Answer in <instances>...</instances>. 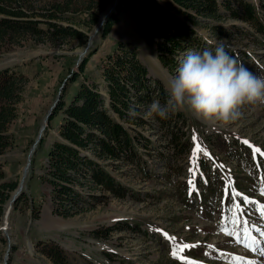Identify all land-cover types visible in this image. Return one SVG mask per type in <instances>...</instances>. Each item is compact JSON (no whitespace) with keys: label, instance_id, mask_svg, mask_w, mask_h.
<instances>
[{"label":"rangeland","instance_id":"1","mask_svg":"<svg viewBox=\"0 0 264 264\" xmlns=\"http://www.w3.org/2000/svg\"><path fill=\"white\" fill-rule=\"evenodd\" d=\"M5 1L11 6L19 3L35 13H46L57 2L72 1L62 13L66 21L60 23L85 32L89 46H79L76 40L55 41L53 44L36 42L31 37L24 38L19 44L8 42L0 46V70L17 67V71L24 76L20 82L21 100L14 105L16 116L8 126V134L14 137V142L0 155L5 180L22 183L17 207L9 205L8 200L0 217V264H55L50 258L53 250L48 251L52 245L61 249L65 257L63 264H181L180 260L170 255L172 245L163 233L175 237L178 244L192 245L185 248L181 255L197 264H238L234 259L237 257L264 264V256L247 250L242 243L236 242V235H225L221 230L225 225L234 234L240 233L244 228L243 221H247L252 235L264 246V238L256 231H264V220L257 211V207L264 204V196L259 191L264 169H256L254 173L243 169L241 163L249 159L245 154L246 148L252 154L253 150L245 144V149L238 144L246 139L264 152V105L244 106L242 117L228 126L204 124L187 109L178 110L185 119L181 128L192 147L191 152L187 147L186 152L177 158L167 149L163 156L152 150L155 145L165 143L167 138L162 131H158L152 118L146 119L150 123L137 128L143 137L154 143L148 149L149 154H144L146 164L139 168L123 165L119 172L113 173L128 189L125 197L119 199L106 195L93 208L66 219L52 214L51 188L40 182L38 176L42 174L49 146L57 139L61 116L48 122L46 131H41L42 144L37 142V137L67 78L72 71H79L83 58L96 51L89 58L82 75L70 86V91L85 80V83L96 84L98 90L104 92L100 65L117 41L130 43L139 61L147 68L148 76L159 79L166 90L168 77L175 75L176 71L169 73L160 64L155 38L135 19L137 0H125L122 4L120 0H115L111 13L116 15L117 22L121 15L128 14V28L127 25L121 28L120 37L113 36L111 28L105 38L101 37L100 29L92 39L91 32L98 22L90 29L86 28L89 14L85 7L90 5L92 11H96L101 0ZM108 1H104L98 13L100 24L107 17L103 18L101 14L106 13ZM248 1L257 8L264 23V0ZM232 5L238 6L235 1ZM222 16L219 22L201 21L202 27H198L197 32L202 40L210 46L209 49L223 42L228 54L238 64L264 76V36L254 33L247 23L231 18L225 12ZM213 24L224 27L231 39L212 36L208 27ZM185 55L179 57V64ZM194 134L196 142L210 154V158L202 152L198 154V159L202 158L205 165L201 175L210 185L206 187L204 181L198 180L199 172L196 170L194 178L198 183L194 182L193 189L188 183V175L195 147ZM33 147L34 151L30 154ZM236 156H241L242 160L238 161ZM260 157L264 161V156ZM211 174L219 176L223 185L215 184ZM234 192L256 203H244L242 198L234 200ZM236 205L240 206L239 213ZM237 216L241 223L233 224L229 217L235 219ZM118 222H126L129 229H114L107 237L95 238L91 235L95 230L103 235L105 228Z\"/></svg>","mask_w":264,"mask_h":264},{"label":"trees","instance_id":"2","mask_svg":"<svg viewBox=\"0 0 264 264\" xmlns=\"http://www.w3.org/2000/svg\"><path fill=\"white\" fill-rule=\"evenodd\" d=\"M104 1L101 0L96 11H92L90 5L85 7L89 14L87 29L98 22V13ZM233 1L238 6H233ZM123 2L125 0H120V4ZM70 3L73 2H57L46 13H35L26 10L19 3L11 6L5 0H0V46L8 42L19 44L27 37L36 42L48 41L52 44L55 41L76 40L79 46H85L88 42L85 32L60 23L66 21L62 13ZM137 3L135 19L155 38L157 58L169 73L176 71L179 57L188 50L203 51L210 48L198 34L197 28L202 27L201 21L219 22L223 12L233 19L247 23L254 33L264 36V23L257 8L248 0H137ZM117 21L116 15L111 13L101 28L102 38L110 33ZM208 28L216 38L231 39L228 31L219 24ZM95 52L93 50L83 58L78 72L72 71L49 115V123L58 115L61 118L57 126V139L46 152V162L42 165V174L38 176V180L51 188L52 214L64 219L93 208L107 196L119 199L125 197L128 189L113 173L119 172L123 165L139 168L146 164L144 154H149L148 149L154 143L143 137L137 128L150 123L142 115L147 110V105L157 99L163 104L167 99V90L161 81L148 76V70L139 61L134 47L122 41L115 43L112 52L106 55L103 65H100L103 93L96 84H87L85 80L70 91V86L82 75L85 65ZM17 70V67L0 70V155L14 142V137L8 134V126L16 116L14 105L21 100L20 82L24 77ZM130 109H135L137 115L131 116ZM152 120L158 126V131H162L167 138L165 143L155 145L152 149L158 151L159 156L170 150L177 158L186 152L187 147L191 152L192 145L181 128L185 124L181 113H170L167 119L154 116ZM42 142L41 139L39 144ZM238 144L245 149L243 143ZM246 150L245 154L249 159L241 163V167L251 173L256 172V169H264V161L260 155L256 154L254 159L251 151ZM235 158L242 160L241 156ZM197 164L198 180L202 182L204 179L201 174L205 167L203 159L199 158ZM188 177L191 178L190 174ZM198 180L194 178V182L198 183ZM211 180L221 186L224 183L219 176L212 174ZM203 184L206 187L210 185L206 181ZM17 185L15 180H5V173L0 166V217ZM20 199L21 197L16 198L13 203L15 208ZM126 228L129 229L126 222H118L105 228L103 235L96 230L91 235L95 238L107 237L114 229ZM50 250H53L50 258L55 264L65 262L57 245L49 246L48 251Z\"/></svg>","mask_w":264,"mask_h":264},{"label":"clouds","instance_id":"3","mask_svg":"<svg viewBox=\"0 0 264 264\" xmlns=\"http://www.w3.org/2000/svg\"><path fill=\"white\" fill-rule=\"evenodd\" d=\"M246 105H264V76L238 64L220 42L214 49L188 50L176 74L168 77L166 101L153 100L142 115L167 119L187 109L204 124L228 126L242 117Z\"/></svg>","mask_w":264,"mask_h":264},{"label":"snow or ice","instance_id":"4","mask_svg":"<svg viewBox=\"0 0 264 264\" xmlns=\"http://www.w3.org/2000/svg\"><path fill=\"white\" fill-rule=\"evenodd\" d=\"M193 141L195 143V147L193 149L192 157H191V164L193 166L189 168V173H190L191 178L189 179L188 183L190 187L194 189L195 188L194 177L196 175V170L198 169V164H197L198 154L202 152L204 156L209 157V158H210V154L205 149H203L199 143L196 142L195 134L193 135ZM242 143L252 148L254 159H255L256 154L264 156V152H262L261 149H259L258 147L251 145L248 140L245 139L242 141ZM221 167H223V165H221ZM261 184H262V187L260 188L259 191H260V194L264 196V177L261 178ZM237 198H242L244 203H256L255 201H250L249 198L246 196H243V194L239 192H234L233 199L235 200ZM229 211L231 212L233 210L229 209ZM236 211L239 213L240 211L239 205H236ZM257 211L260 214V218L264 220V204H260L257 207ZM229 219L231 220L233 224L241 223L239 221L238 216L235 219H233L232 217H229ZM243 225H244L243 231L240 233H236V234L229 231L225 225H222L221 230L224 232L225 235H236V242L242 243L243 247L246 248L247 250L255 251L260 256H264V246H262L261 240H258L255 236L252 235V229L248 226L247 221H243ZM157 231H162V230L158 229ZM256 231H259L260 237L264 238V231H260L259 229H256ZM163 234L165 235V237L169 240L170 244L172 245L170 255L174 259L180 260L181 264H197V262L187 260L181 255V253L184 251L185 248L192 247V245L178 244L176 243L175 237H169L167 233H163ZM209 247H212V246L210 245ZM234 259L238 262V264H240V262L243 261V258H240V257H237ZM243 264H257V262L256 261H243Z\"/></svg>","mask_w":264,"mask_h":264},{"label":"bare ground","instance_id":"5","mask_svg":"<svg viewBox=\"0 0 264 264\" xmlns=\"http://www.w3.org/2000/svg\"><path fill=\"white\" fill-rule=\"evenodd\" d=\"M115 0H109L108 1V3H107V5H106V9H107V11H106V13H104L101 17H105V16H107L108 14H109V12L111 13V11L113 10V8H114V6H115ZM103 17V18H104ZM121 18H120V20H119V22H117L116 24H114L113 25V27H112V35L113 36H118V37H120L121 35V28L122 27H124V26H126L127 25V28H128V14H123V15H121L120 16ZM100 21H101V19H99V21H98V23H97V25L98 24H100ZM96 25V27L92 30V32H91V39L94 37V35H95V33H93L94 32V30H96V28H98V26ZM21 191V190H20ZM20 191H19V193H20Z\"/></svg>","mask_w":264,"mask_h":264},{"label":"water","instance_id":"6","mask_svg":"<svg viewBox=\"0 0 264 264\" xmlns=\"http://www.w3.org/2000/svg\"><path fill=\"white\" fill-rule=\"evenodd\" d=\"M108 15H110V12H109ZM108 15H107V17H108ZM107 17H105V18L103 19V21L101 22L100 26H98V28H96V30H94L93 33H97V31H99V30L102 28V26L104 25V22L106 21V18H107ZM110 31H111V30H110ZM87 46H89V43L87 44ZM54 106H55V105L53 104L52 107L50 108L48 114H47L46 117H45V121H44L43 125L41 126L40 131H39L40 133H39V135H38V137H37V142H39V141L41 140V135H40V134H41V131L44 130V129L47 127V124H48V122H49V115H50V113L52 112ZM34 148H35V147H33V148L31 149L30 154L34 151ZM27 161L29 162V158H28ZM27 166H28V163H27L26 167L24 168V174H25V172H26ZM24 174H23V175H24ZM21 187H22V183H19L18 186H17V188L15 189V191L13 192L12 196H11L10 199H9V205H10V204H13V203L15 202L17 196L19 195V191L21 190Z\"/></svg>","mask_w":264,"mask_h":264}]
</instances>
